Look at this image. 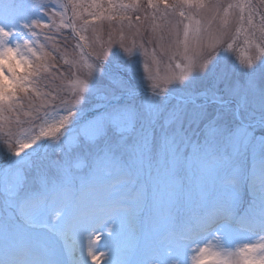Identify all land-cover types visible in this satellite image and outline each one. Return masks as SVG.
<instances>
[{
  "label": "snow or ice",
  "instance_id": "1",
  "mask_svg": "<svg viewBox=\"0 0 264 264\" xmlns=\"http://www.w3.org/2000/svg\"><path fill=\"white\" fill-rule=\"evenodd\" d=\"M61 7L65 15L67 5L53 0L0 6V112L15 111L29 91L35 61L48 56L38 54L43 42L59 39ZM185 7L210 18L193 28L181 10L167 47L156 38L169 63L188 61L163 82L142 72L144 43L129 48L110 36L85 52L74 23H63L79 37L73 52L91 63L76 58L68 73L56 69L57 79L79 86L61 85L26 130L0 124V264H264V53L233 59L229 21L212 27L223 6L172 5ZM236 7L244 22L245 6ZM247 7L249 26L254 15L264 20Z\"/></svg>",
  "mask_w": 264,
  "mask_h": 264
},
{
  "label": "rangeland",
  "instance_id": "2",
  "mask_svg": "<svg viewBox=\"0 0 264 264\" xmlns=\"http://www.w3.org/2000/svg\"><path fill=\"white\" fill-rule=\"evenodd\" d=\"M8 0H0V6L7 3ZM33 0H17L19 4H30ZM195 2V0H193ZM203 4L218 3L222 5L216 15L215 21H213L212 27L215 29L222 19L226 18L229 21V31L234 36L233 43L234 50L229 53L233 59L243 60L247 62L249 58H254L264 53V39L261 38V27L264 26V20H261L259 15H254L253 25L247 24L248 7L251 4L252 11L264 14V0H202ZM53 3L60 5H67L66 14L65 8L61 7L56 11L54 20L55 27L54 32H59V39L52 41H44L38 54L44 56L48 54L46 59L35 61L41 65L38 74H34L28 87L29 91L26 93H19L20 99L17 101L18 108L15 111L0 112V124L7 125L9 121L15 123L19 121L23 126L22 130H26L29 127V121L33 119L36 112L46 111L45 105L53 103L51 97L63 85L66 89H71L74 86H79V81L76 78L71 80L65 78L63 80L57 79L56 69H60L61 72L68 73V65L73 62L74 59L79 58L84 63H91L87 55L80 56L79 50L73 52L74 45L79 41V37L72 39L74 33L71 29L65 31L63 23H74V27L80 36L84 37L83 44L85 46V52H91V45L96 42L97 47L100 43L106 42L111 36L114 39H123L124 42L132 48L133 43L139 45L144 43L147 49V54L140 55L142 62V72L144 69L151 72L154 75L158 74V79L163 82L165 78L179 76L187 71L188 61L183 57L177 56L171 63L168 62L167 57H161L160 49L156 48V38L163 36L165 47H167V41L169 39L168 29L171 24L181 19L179 13L184 11L186 15H190L192 18V27L195 28L196 21L201 22V26L207 24L209 15L206 14L203 9H197L195 7L183 9H172L173 4L180 3V0H167V4L160 3L159 0H153V7H148V0H136V7H129L123 9L119 7L120 4L133 3V0H53ZM72 4H76V12L78 15L73 19ZM95 5V6H93ZM228 5L233 7L228 8ZM236 5H244L243 15L245 17L244 22L240 21V8ZM227 8V13L224 9ZM90 13H96L97 17L93 18ZM116 16V19L109 20L108 16ZM140 16V21L137 23L136 16ZM121 16H128L131 18V24L127 19H120ZM84 19L92 20V23L87 26L86 29H82ZM187 22V21H186ZM237 29L239 33L237 34ZM139 30V35L137 31ZM42 31H47L46 29ZM182 32V29H181ZM256 33V38L251 36V33ZM65 36L68 37L65 40ZM143 36V40L140 37ZM151 38V43H148ZM155 49V54L153 50ZM55 50V58L51 56L52 51ZM55 64L56 68H52L51 65ZM177 65H180L178 68ZM87 69L85 68V71ZM257 135H260L259 130ZM250 161V156L248 157ZM2 166V165H0ZM253 240L259 241V236L252 237ZM85 249V254H86ZM77 255L80 254L79 245Z\"/></svg>",
  "mask_w": 264,
  "mask_h": 264
},
{
  "label": "bare ground",
  "instance_id": "3",
  "mask_svg": "<svg viewBox=\"0 0 264 264\" xmlns=\"http://www.w3.org/2000/svg\"><path fill=\"white\" fill-rule=\"evenodd\" d=\"M76 251H78V245H77ZM76 253H77V252H76Z\"/></svg>",
  "mask_w": 264,
  "mask_h": 264
}]
</instances>
